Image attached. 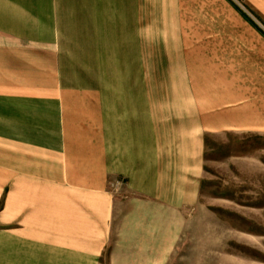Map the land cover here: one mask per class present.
<instances>
[{
    "label": "crops",
    "instance_id": "crops-1",
    "mask_svg": "<svg viewBox=\"0 0 264 264\" xmlns=\"http://www.w3.org/2000/svg\"><path fill=\"white\" fill-rule=\"evenodd\" d=\"M237 2L264 23V0ZM244 14L0 0V264H167L205 137L264 136V32Z\"/></svg>",
    "mask_w": 264,
    "mask_h": 264
},
{
    "label": "rangeland",
    "instance_id": "rangeland-1",
    "mask_svg": "<svg viewBox=\"0 0 264 264\" xmlns=\"http://www.w3.org/2000/svg\"><path fill=\"white\" fill-rule=\"evenodd\" d=\"M180 218L167 264H264V136L205 137L198 200Z\"/></svg>",
    "mask_w": 264,
    "mask_h": 264
},
{
    "label": "trees",
    "instance_id": "trees-1",
    "mask_svg": "<svg viewBox=\"0 0 264 264\" xmlns=\"http://www.w3.org/2000/svg\"><path fill=\"white\" fill-rule=\"evenodd\" d=\"M244 16L247 18V20H249L255 27H257L258 29H260L253 21H251V19H249L245 14ZM261 30V29H260ZM262 31V30H261Z\"/></svg>",
    "mask_w": 264,
    "mask_h": 264
}]
</instances>
